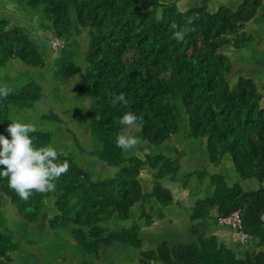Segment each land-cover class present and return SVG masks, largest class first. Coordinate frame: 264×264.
Returning a JSON list of instances; mask_svg holds the SVG:
<instances>
[{
	"label": "trees",
	"instance_id": "obj_1",
	"mask_svg": "<svg viewBox=\"0 0 264 264\" xmlns=\"http://www.w3.org/2000/svg\"><path fill=\"white\" fill-rule=\"evenodd\" d=\"M179 1L0 0V87L12 89L7 99L0 97V134L11 140L7 128L12 121L32 124L23 110L47 96L58 100L59 92L75 91L88 102V142L74 127L79 120L69 124L67 119L75 117L64 119L57 109L41 113L32 124L37 129L30 134L34 146L51 144L59 161L70 163L55 191L34 192L23 201L0 176V264H15L13 253L20 249L36 256L42 251L44 258L51 254L46 264H99L111 245L140 248L141 229L151 227L175 200L158 180L176 179L183 154L172 157L148 149L182 131L204 139L208 160L229 165L232 173L199 172L209 189L193 206L189 240L163 239L157 247L141 250L135 262L122 264H264L263 93L254 77L235 73L230 55L234 49L253 50L255 34L246 24L264 0H241L236 7H211L210 0H200L185 10ZM192 28L184 41L173 38L174 31ZM50 62L56 69L48 75ZM120 93L127 105L112 103ZM129 111L140 118L133 133L131 126L119 123ZM122 131L140 137L147 151L118 148L115 137ZM145 166L156 181L148 194L140 179ZM102 167L115 171L103 173ZM252 178L258 188L245 189L241 180ZM150 196L159 209L140 207V223L109 229ZM237 210L253 243L242 253L206 230L207 218Z\"/></svg>",
	"mask_w": 264,
	"mask_h": 264
},
{
	"label": "rangeland",
	"instance_id": "obj_2",
	"mask_svg": "<svg viewBox=\"0 0 264 264\" xmlns=\"http://www.w3.org/2000/svg\"><path fill=\"white\" fill-rule=\"evenodd\" d=\"M164 1L169 2L171 0H164ZM199 1L200 0H180L179 8L185 10L188 7L196 5ZM240 1L241 0H210L212 4L211 7L219 6V4L222 3L227 4L228 6L231 7H236L238 6ZM253 20H252L253 22L251 21L246 24V29L250 31V29L252 28L253 31L251 32L255 34V39L252 40V44H251L253 50L250 51L249 49L246 48L242 50H238V49H234V47H231L232 49H234V51L240 53L238 60L236 59L235 57L236 53L233 52V50L231 51V54L230 53L228 54H230L232 59H234L235 61V65H236L235 73L254 77L256 79L263 93V103H264V39H263L264 38V4L262 7H260L258 15ZM260 42L263 44V46L261 47L258 46ZM224 50L227 51V46L224 48ZM229 51L230 50H228V52ZM51 60L52 62H54V57H51ZM52 62H50L51 64L50 70L48 69L47 71L48 75L51 74V72L56 69L55 66L56 64H53ZM244 64H247V67L243 69L242 65ZM53 97L47 96L46 99H42V101H39L37 104H35V106L32 109L23 110V113L27 115L26 121L28 122L30 121V123L35 124L37 123L39 119V115L41 113H46V112H50L51 110L54 111L55 109H57L56 112H58L60 114L59 116H62L64 119L65 117L66 118L68 116L70 117V115L75 117V119H67L69 124H71L69 121L75 122V120L77 121L79 120V122L76 123L74 127L76 130H79L77 132L80 134L79 136L81 137V139L83 137L84 140L88 142V137H87L88 132L86 129V124L88 120L87 100L82 98L75 91L70 92V94L67 93L64 94L59 92V95L57 97L58 100H54ZM63 108L67 110L66 111L67 115L66 112L59 110V109L63 110ZM80 122L83 123L81 124ZM52 130L55 133L58 132L57 129L56 130L52 129ZM133 130H135V127L131 126V130H130L131 133H133L132 132ZM169 141L160 146L149 147L148 151L151 153L163 152L169 154L172 157H176L179 152L180 153L183 152L181 158V168L178 172L176 179L173 180L170 176H165L158 180V182H160L163 186L168 187L169 189L172 190L175 199L174 202L162 210L163 216L160 215L155 217L154 223L151 225V227H146L145 230L141 229L139 233L142 239V244L140 248L132 244L118 243L115 245H111L110 247L106 248L101 254L100 258L98 259L99 264H122L127 262H135L138 259L141 250L155 248L163 239H167L171 243L189 240L188 238L192 237L191 235L192 220L190 218V215L193 206L199 197H205L207 195V191L209 189V187L206 184L207 182H205V179L204 182L201 183L202 180L200 178L199 172L203 170H207L212 173L213 172H220V173L227 172L228 174L232 173L229 165L216 166L208 160L207 156L205 155L204 139L200 141L199 139L186 137V134L182 131V133L179 136L174 135L171 137ZM144 147L148 148V145L147 146L144 145ZM145 151H147V149H144L143 147L139 146L137 149H134L130 153L143 154ZM94 165L97 166V169H100L101 167L100 162H97ZM112 168L109 169L106 167H102L101 172L103 173H107L110 171L114 172L115 168L114 169ZM231 178H233V176ZM140 179L144 187V192L146 194L150 193L153 190L156 181L154 179L152 170L148 166H145L143 168L142 173L140 175ZM241 184L245 189H256L259 186V182L254 178L241 180ZM148 198L149 199H147L146 202L143 203L141 202L133 207L131 215L128 219L126 220L119 219V221H117L118 224L117 223L112 224V226L109 227V229L124 230L128 226L136 223V221H139L138 223H140V220H137L136 216L139 215L138 213L141 211V208H143L142 211H145L146 209L149 208L148 209L149 212L156 210L157 208L159 209V204L155 203V199H153L151 196ZM9 205L13 207L11 203H9ZM7 209L9 215L13 217V212L10 210L9 206L7 207ZM207 220L209 223V226L206 229L208 234H211V232L213 231L217 232L216 230H221L222 232H224V230L226 231L229 229L231 231L230 233H232V235L237 240L236 234L233 230H231L227 226L218 225L216 221L217 216L215 214L207 218ZM110 222H108L107 225ZM19 230L23 232L26 231L22 226ZM60 232L63 233L62 235H65V230H60ZM31 234H36V233L33 231L31 232ZM252 245L253 243L251 241L248 242L247 245L243 244L244 246L243 249L246 250L249 246L252 247ZM29 247L30 246H28V248ZM69 248L70 246L67 247V250ZM245 250H243V252ZM28 251H32V250L29 249ZM42 254L43 252L41 251L37 256L34 255V253L30 255L21 249L13 253L16 260L15 264H46V260L53 259L52 258L53 256L51 254L45 256V258L43 257ZM78 258L79 257H77V259Z\"/></svg>",
	"mask_w": 264,
	"mask_h": 264
},
{
	"label": "clouds",
	"instance_id": "obj_3",
	"mask_svg": "<svg viewBox=\"0 0 264 264\" xmlns=\"http://www.w3.org/2000/svg\"><path fill=\"white\" fill-rule=\"evenodd\" d=\"M192 23L193 18H189L188 24ZM172 27L175 29L177 26L174 24ZM194 30L178 29L173 32V38L184 41L189 31ZM11 92V88L0 87V97L4 99ZM112 103L127 105L129 101L124 93H120L114 96ZM139 119L135 113L129 111L122 116L119 123L126 129L136 124ZM36 131L32 124L12 121L7 128L11 140L0 134V165L6 166L0 170V176L8 179V187L23 201H28L34 192L46 194L55 191L56 182L70 169L67 160L59 161V153L51 144L34 146V138L30 134ZM115 144L124 152H131L140 146L141 138L122 131L115 137Z\"/></svg>",
	"mask_w": 264,
	"mask_h": 264
},
{
	"label": "built area",
	"instance_id": "obj_4",
	"mask_svg": "<svg viewBox=\"0 0 264 264\" xmlns=\"http://www.w3.org/2000/svg\"><path fill=\"white\" fill-rule=\"evenodd\" d=\"M53 44L56 45L57 41L54 40ZM217 223L220 226H227L231 230H233L236 234L238 242H240L242 245L248 244V242L250 240V235L243 228V219H242V216L238 210L233 211L229 215L218 216L217 217Z\"/></svg>",
	"mask_w": 264,
	"mask_h": 264
},
{
	"label": "crops",
	"instance_id": "obj_5",
	"mask_svg": "<svg viewBox=\"0 0 264 264\" xmlns=\"http://www.w3.org/2000/svg\"><path fill=\"white\" fill-rule=\"evenodd\" d=\"M254 26H256V25H254ZM250 31H253V29L251 28L250 29ZM262 32V31H261ZM264 39V38H263ZM258 46L259 47H261V46H263V44L260 42L259 44H258ZM230 52V51H229ZM233 52H235L236 53V56L238 55H240V53H238L237 51H234L233 50ZM169 230V229H168ZM229 230V229H228ZM224 230V232H222L221 230H216L217 232H211V234H215V235H217L218 236V238H219V240L221 241V242H224V243H226L227 245H230V246H232V247H234L237 251H239V252H243V250H245V249H243L244 248V246L242 245V244H240L237 240H236V238L232 235V233H230L231 231L229 230ZM221 231V232H220ZM248 248H251L250 246L248 247ZM247 248V249H248ZM243 249V250H242Z\"/></svg>",
	"mask_w": 264,
	"mask_h": 264
}]
</instances>
